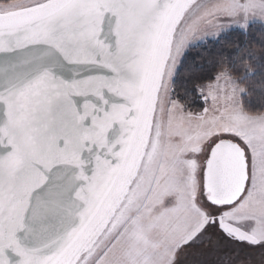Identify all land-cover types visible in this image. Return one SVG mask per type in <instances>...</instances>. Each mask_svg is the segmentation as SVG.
Masks as SVG:
<instances>
[{
  "label": "snow or ice",
  "instance_id": "1",
  "mask_svg": "<svg viewBox=\"0 0 264 264\" xmlns=\"http://www.w3.org/2000/svg\"><path fill=\"white\" fill-rule=\"evenodd\" d=\"M4 4L9 6L5 7ZM0 4V264H224L228 244L264 256V134L217 132L197 164L198 195L209 216L174 197L145 210L133 185L106 204L103 178L78 163L117 107L157 80L185 70L188 48L232 30H264V0H19ZM114 18V19H113ZM109 25L105 29V20ZM179 55L180 63H175ZM209 63H213L209 61ZM221 67L240 119L264 133V64L259 72ZM203 77V65L196 68ZM247 81L241 87V81ZM194 93L199 88L192 89ZM107 93V95H106ZM85 100L81 113L74 97ZM91 105V111H88ZM111 105V108L109 107ZM131 115V112L129 113ZM116 123V121H111ZM63 141V144H61ZM236 151L226 160L217 151ZM239 168L234 199L207 195L214 179ZM106 174V170H105ZM131 193V195H129ZM227 217V219H225ZM219 230L215 235L213 228Z\"/></svg>",
  "mask_w": 264,
  "mask_h": 264
},
{
  "label": "rangeland",
  "instance_id": "2",
  "mask_svg": "<svg viewBox=\"0 0 264 264\" xmlns=\"http://www.w3.org/2000/svg\"><path fill=\"white\" fill-rule=\"evenodd\" d=\"M213 40H198L188 50ZM186 53L181 51L180 55ZM175 63H180L179 55L175 57ZM173 72L174 68H170L169 74L164 78L163 87L158 92L152 125L129 184L133 185L137 204L144 205L145 210L165 198L174 197L188 205L187 212L195 214L192 203L195 198L199 209L209 216H220L222 213L209 207L204 197L198 195L197 164L203 165L208 144L217 132L233 129L243 131L249 136H260L264 133L240 119L243 109L236 111L239 106L238 97H234L237 101L234 104L229 99L233 95L231 87L221 80H216L203 90L202 95L207 105L204 113H187L172 98ZM189 162H194L196 170L191 169ZM128 186L120 199L124 198ZM213 232L219 235V230L215 227ZM224 264H264V256L259 252H241L232 242L228 244Z\"/></svg>",
  "mask_w": 264,
  "mask_h": 264
},
{
  "label": "water",
  "instance_id": "3",
  "mask_svg": "<svg viewBox=\"0 0 264 264\" xmlns=\"http://www.w3.org/2000/svg\"><path fill=\"white\" fill-rule=\"evenodd\" d=\"M104 26L107 30L109 27L107 19ZM153 84L154 82L143 94L131 101V108L124 101L109 96V100L116 104L117 107L111 110L109 116L105 118L107 127L102 124L99 132L90 131L92 126L90 118L88 120V130L82 134L81 143H83V138L86 137L90 141L86 146L90 151H83L82 158H78L77 162L81 164L87 162L85 165L87 172L91 174L93 169H95L96 176L104 179L105 185L109 189L105 195L106 203L115 191L127 161L133 152L145 111L148 107ZM74 99L77 101V107L81 113L86 111L84 107L86 99L98 107L101 105V101L94 96L74 97ZM109 107L111 108V105ZM87 110L91 111V105H89ZM130 112L131 115H129ZM113 120L116 123H111ZM61 144H63V141H61ZM217 151L226 160L235 159L236 151L227 142L223 143ZM238 180L239 168L220 174L219 179H214L213 174L210 173L208 197L221 203L234 199L237 194L236 184Z\"/></svg>",
  "mask_w": 264,
  "mask_h": 264
},
{
  "label": "trees",
  "instance_id": "4",
  "mask_svg": "<svg viewBox=\"0 0 264 264\" xmlns=\"http://www.w3.org/2000/svg\"><path fill=\"white\" fill-rule=\"evenodd\" d=\"M19 0H11L12 3ZM4 4V0H0ZM8 5V4H4ZM185 70L181 72L172 84V98L179 103L187 113L200 115L206 110V102L202 95L207 86L215 83L212 77L216 76L221 67L229 69L235 64L239 71L234 72L236 77L245 72H259L264 64V30L252 26L244 33L239 30L223 35L219 41L213 40L188 50L185 55ZM212 61L213 63H209ZM203 65V77L196 80V68ZM247 81H241V87ZM196 87L200 91L194 93ZM243 112L258 114L261 109L254 107L242 108Z\"/></svg>",
  "mask_w": 264,
  "mask_h": 264
},
{
  "label": "bare ground",
  "instance_id": "5",
  "mask_svg": "<svg viewBox=\"0 0 264 264\" xmlns=\"http://www.w3.org/2000/svg\"><path fill=\"white\" fill-rule=\"evenodd\" d=\"M159 90H160V86H159V80L157 78V80L154 82L152 87L148 107L145 111L144 119L142 121V125L140 127L138 138L136 140L133 152L127 161L126 167L123 171L121 178L118 181L115 191L111 194L106 204H112L115 201L119 200L124 190L129 185L131 179L133 178L138 160L141 156V151L147 139V134L149 132L150 126L152 125L151 122L153 120V115L157 103V96Z\"/></svg>",
  "mask_w": 264,
  "mask_h": 264
},
{
  "label": "built area",
  "instance_id": "6",
  "mask_svg": "<svg viewBox=\"0 0 264 264\" xmlns=\"http://www.w3.org/2000/svg\"><path fill=\"white\" fill-rule=\"evenodd\" d=\"M192 170H196L194 162H189Z\"/></svg>",
  "mask_w": 264,
  "mask_h": 264
}]
</instances>
